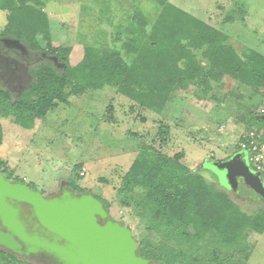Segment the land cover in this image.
Wrapping results in <instances>:
<instances>
[{
    "label": "rangeland",
    "instance_id": "rangeland-1",
    "mask_svg": "<svg viewBox=\"0 0 264 264\" xmlns=\"http://www.w3.org/2000/svg\"><path fill=\"white\" fill-rule=\"evenodd\" d=\"M38 1L48 15L49 43L70 47V65L81 60L84 47L117 50L128 61L131 55L124 50V43L138 31L132 20L141 18L149 34L160 12L157 0ZM168 1L222 31L238 53L251 49L264 56V0ZM7 21L2 8L0 33ZM38 40L48 50L41 36ZM197 56L207 67L206 60ZM208 85L206 89L197 83L189 87L190 92H173L161 113L140 107L110 85L97 90L75 87L67 103L55 102L45 117L34 119L29 127L16 122L13 115L0 113V169L10 180L22 181L43 195L57 190L63 180L86 188L108 202L111 219L130 227L144 255L155 254L166 244L162 237L165 228L147 226L139 191L130 192L123 183L125 172L145 144L169 156L182 153L179 161L198 171L213 194L225 193L248 216L260 214L264 211L261 199L253 191H232L210 160L226 158L237 150L240 135L256 125L251 112L264 114V94H256L238 81L218 82L215 76ZM164 129L167 133L163 134ZM251 164L256 168L255 162ZM243 230L239 246L226 249L211 239V244L200 243L199 253L192 244L182 248L213 264H264V230L257 232L247 226ZM213 248L218 261L212 260ZM2 259L9 261L7 264H22L2 254L0 264H5Z\"/></svg>",
    "mask_w": 264,
    "mask_h": 264
},
{
    "label": "trees",
    "instance_id": "trees-1",
    "mask_svg": "<svg viewBox=\"0 0 264 264\" xmlns=\"http://www.w3.org/2000/svg\"><path fill=\"white\" fill-rule=\"evenodd\" d=\"M4 2L0 5L6 6L0 9L6 11L8 21L0 33V113L13 115L16 122L26 127L31 126L34 119L45 117L55 102L67 103L75 87L97 90L110 85L140 107L155 113H161L171 94L179 89L190 92L189 87L197 83L208 89L212 76L218 82L238 81L256 94H264L263 55L251 49L238 53L226 34L179 10L168 0H157L160 12L149 34L141 18L135 17L136 22L132 20L138 31L132 32L124 43V50L131 55L128 61L117 50L84 47L81 60L74 65L69 64L70 47L50 45L48 15L38 0ZM12 31L17 32L16 36L10 34ZM39 36L48 50L41 47ZM3 37L18 39L26 52L5 46ZM197 55L206 60L207 67L199 63ZM50 56H56L65 66L57 67ZM20 84L24 86L16 90ZM262 115L251 112L256 124L251 129L264 125ZM161 133H167V129ZM181 157L182 153L169 156L145 144L124 174L126 189L139 191L147 226L152 230L165 228L163 247L151 255L142 254L140 249L138 253L160 264H213L195 254L190 256L183 245H195L198 253L200 243L211 244V239L226 249L239 246L238 240L246 226L257 232L264 230V211L248 216L225 193L213 194L198 171L179 161ZM0 171L7 176L4 169ZM70 183L76 192L86 191ZM242 190L250 192L244 186ZM100 200L108 209V202ZM216 251L211 250L214 261H218ZM1 254L22 264L31 263L2 249ZM2 260L5 264L9 262Z\"/></svg>",
    "mask_w": 264,
    "mask_h": 264
},
{
    "label": "water",
    "instance_id": "water-1",
    "mask_svg": "<svg viewBox=\"0 0 264 264\" xmlns=\"http://www.w3.org/2000/svg\"><path fill=\"white\" fill-rule=\"evenodd\" d=\"M5 46L26 52L15 38ZM57 67L65 63L50 56ZM264 120V115L261 116ZM210 164L235 190L238 178L264 202V183L242 152L233 150ZM0 249L43 264H160L138 253L130 227L110 218L104 202L90 191L78 193L68 184L43 195L0 171Z\"/></svg>",
    "mask_w": 264,
    "mask_h": 264
},
{
    "label": "built area",
    "instance_id": "built-area-1",
    "mask_svg": "<svg viewBox=\"0 0 264 264\" xmlns=\"http://www.w3.org/2000/svg\"><path fill=\"white\" fill-rule=\"evenodd\" d=\"M238 145L250 168L260 172L264 183V126L243 132L239 137ZM252 162L256 163V168L252 166Z\"/></svg>",
    "mask_w": 264,
    "mask_h": 264
},
{
    "label": "flooded vegetation",
    "instance_id": "flooded-vegetation-1",
    "mask_svg": "<svg viewBox=\"0 0 264 264\" xmlns=\"http://www.w3.org/2000/svg\"><path fill=\"white\" fill-rule=\"evenodd\" d=\"M228 157V156H227ZM213 160V159H212ZM212 160H210V161H212ZM7 177V176H6ZM8 178V177H7ZM9 179V178H8ZM66 184H68L69 185V187L71 188V186H70V181H68V180H63V181H61V183H60V185H63V186H66ZM60 185H59V187H60ZM243 186L247 189V190H250V192H252V190L249 188V187H247L244 183H243V181H242V179L241 178H238V184H237V187H236V189L235 190H232V191H234V192H237L238 190H241L242 188H243ZM58 187V188H59ZM244 191V190H243ZM53 192V191H52ZM52 192H50V193H52ZM253 193V192H252ZM17 258H19V259H24V260H26V261H32V260H30V259H28V258H25V257H17ZM33 263H35V264H43V263H38V262H35V261H32Z\"/></svg>",
    "mask_w": 264,
    "mask_h": 264
},
{
    "label": "crops",
    "instance_id": "crops-1",
    "mask_svg": "<svg viewBox=\"0 0 264 264\" xmlns=\"http://www.w3.org/2000/svg\"><path fill=\"white\" fill-rule=\"evenodd\" d=\"M167 155H169V154H167ZM181 163H183V162H181ZM184 164V163H183Z\"/></svg>",
    "mask_w": 264,
    "mask_h": 264
}]
</instances>
